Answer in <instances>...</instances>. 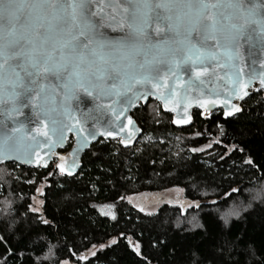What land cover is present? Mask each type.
Returning <instances> with one entry per match:
<instances>
[{
	"label": "snow or ice",
	"instance_id": "6c2138e0",
	"mask_svg": "<svg viewBox=\"0 0 264 264\" xmlns=\"http://www.w3.org/2000/svg\"><path fill=\"white\" fill-rule=\"evenodd\" d=\"M105 8L111 12L106 13ZM107 16L111 18L105 22ZM125 24L128 32L118 39H110L102 31L105 27L123 29ZM245 44L250 50L259 47L260 67L264 69V0H108L107 3L103 0H0V163L6 160L37 166L43 163L47 168L40 150L47 146L50 151L53 144L65 138V131L79 137L81 144L89 140L102 144L99 138L116 136L118 128L119 144L124 147L112 151H118L130 165V157L138 151L133 144L135 134L141 131L137 122L147 123V120H134L135 113L129 116L128 110L144 97L148 91L145 86L149 84L151 94L159 91V98L165 101L167 109L168 98L160 91V81L167 87L170 77H175L177 85L185 89L184 118L173 119L172 124L189 123L192 117L188 108L193 101L204 109L201 115L211 114V108L217 103L227 109L223 113L225 117L243 115L240 107L205 95L203 89L211 63L213 69L236 73L235 81L231 75L227 77L233 85L239 84V88L227 89L229 97L233 93L237 99L248 95L244 69L234 63L243 61L241 49ZM182 70H190L187 80L179 75ZM109 80L111 83H107ZM259 83L264 88V71L259 75ZM80 91L93 101V108L87 112L73 108L72 102L78 99ZM176 91L173 87L172 94ZM192 92L197 95L190 96ZM102 97L108 99L107 104L99 103ZM25 110H30L26 123L17 119L25 116ZM94 113H111L109 123L113 130L101 126ZM88 118L96 120L91 129L85 126ZM8 120L12 121L10 128ZM129 126L131 129L124 136ZM228 152L235 155L243 153V149L234 146ZM241 163L255 167L250 157ZM76 167L75 161L67 168L64 163L57 165L61 175L73 180ZM109 183L115 186L119 182L113 179ZM239 190V187H230L225 194ZM116 199H122L119 193ZM226 203L210 200L188 205L199 220L192 234L202 232L203 236L194 246L195 252L182 259L191 264H264V248L253 247L243 233L233 231V214L221 207ZM261 203L264 204V199ZM213 205L216 211H206ZM121 206L113 201L105 205L109 210L101 214L114 222L116 237L130 240L127 227L130 221H124ZM38 212L37 208L30 207L26 213L16 214L17 223L12 230L25 243L18 241L13 247L9 237L0 236V255L19 264H37L33 254L45 250L51 236L48 229L53 224ZM44 216H47L46 206ZM187 221L185 217L177 230L187 231ZM117 243V238H110V243H101L98 250ZM142 243L133 246L137 256L142 255ZM149 243L156 245L163 241L156 238ZM90 255L99 259L95 251ZM82 260L92 264L87 256H77L78 262ZM3 264H8L7 259ZM39 264H48V257L39 260ZM52 264L61 262L57 259Z\"/></svg>",
	"mask_w": 264,
	"mask_h": 264
},
{
	"label": "trees",
	"instance_id": "16d2710c",
	"mask_svg": "<svg viewBox=\"0 0 264 264\" xmlns=\"http://www.w3.org/2000/svg\"><path fill=\"white\" fill-rule=\"evenodd\" d=\"M134 111V118L143 129V142L135 145L136 156L129 161L120 157L118 141L102 140L94 144L83 158V167L75 176L68 178L58 173L54 164L48 169H34L14 163L0 167V236L9 237L13 247L20 241L14 232L17 213H26L33 205V198L42 188L41 213L53 221L51 236L41 254L33 259L48 257V264L59 259L71 264H88L77 261V256L100 248L110 238H117V245L96 250L90 256L92 264H191L182 259L195 252L203 233L192 234L199 220L188 207L195 203L227 201L221 207L233 214V231L243 233L255 248H264V99L262 92H254L243 103V115L224 119L221 111L203 120L199 111L194 113V123L188 128H177L171 123L172 115L163 112L161 105L150 101ZM160 120L162 123H158ZM234 146L243 149L235 155L228 152ZM198 149V151H193ZM231 156V159H229ZM139 157V159H137ZM252 158L254 168L241 163ZM148 160V163H142ZM123 161V162H122ZM48 173H53L49 175ZM119 183L113 185L110 180ZM71 181V182H70ZM34 185V187H33ZM239 187L231 195L227 190ZM183 191V200L164 202L153 213L135 207L130 198L145 196L151 200L170 189ZM117 193L122 199H116ZM149 198V199H147ZM115 201L121 206L124 221H130L128 238L116 237L114 222L102 215L109 209L106 204ZM47 207V216L44 209ZM255 209V210H253ZM198 211V210H197ZM206 211H216L211 206ZM238 214V215H237ZM31 215V213H29ZM188 218L187 231L177 227ZM205 220L208 217L204 218ZM123 221L121 227H123ZM135 235H132V233ZM47 236V232L45 233ZM159 238L162 244L151 245V239ZM142 243V255L133 251L136 243ZM22 253V250H18ZM2 253V249H0ZM19 261L0 255V264Z\"/></svg>",
	"mask_w": 264,
	"mask_h": 264
},
{
	"label": "water",
	"instance_id": "95a60500",
	"mask_svg": "<svg viewBox=\"0 0 264 264\" xmlns=\"http://www.w3.org/2000/svg\"><path fill=\"white\" fill-rule=\"evenodd\" d=\"M104 3H107L108 0H103ZM106 13H110V8H105ZM110 16H107V19H110ZM104 34L110 38V39H118L121 36L125 35L128 32L127 25L123 27V29L116 28L114 30V27H105L102 29ZM250 51L252 54H250ZM241 54L243 56V61L235 60L234 63L238 64L240 67H243L244 69V80L247 82V88L245 91L248 93L247 96H243L242 99L236 98V93H233L231 97L227 94V89H231L232 87L239 88V84L233 85L230 83L227 79L229 75L232 76L233 81L236 80V73L235 72H229L227 69H213L212 64L210 63L208 65L209 67V74L205 77V87L204 92L205 95H211L213 98L217 100H228L230 104L236 105L240 107L243 111V103L246 101L254 92L263 94L264 99V88L261 87L259 83V75L264 69L260 67V60L262 59V54L259 49V47L249 49L248 45H244L241 49ZM257 61L255 64L252 63V61ZM215 71L216 75H212V72ZM179 75L182 79L187 80L188 76L191 75L190 70H182ZM217 76H223L225 79L221 80L218 79ZM107 83H111L109 80ZM161 89L160 91H163L164 95L168 98L167 103V109L165 108V101L161 100L159 98V91L156 95H152V85H146L145 88L148 90L147 93L144 95L142 99L139 100L138 104L133 106L128 110V115L131 116L134 111L137 110V108H140L142 106H147L150 101L157 102L161 105V108L164 113L172 115V120L176 119H183L184 118V99H185V89L183 85H177L175 77H170L168 81V86L164 87V81H160ZM175 87L177 89L176 94H172V88ZM141 91H144V89H141ZM190 96H195L197 93L192 92L189 93ZM240 95H243L240 93ZM59 99V98H57ZM101 104H107L108 99L107 98H101L99 101ZM73 108H78L80 111L87 112L89 109L93 108V101L90 97H88L83 91H80L78 93V99L74 100L72 102ZM227 110L224 107V104L217 103L215 106L211 108V114H205L201 115L203 120H208L212 117V115L215 112L221 111L224 113V111ZM196 111H199L200 113L204 112V109L200 108L194 101L191 103V106L188 108V113L192 117L188 124H173V126L177 128H188L191 127L194 123V113ZM30 115V110H25V116L18 117L17 119L23 122H27V118ZM239 114H234L230 117H224V119H230ZM94 116L99 117L100 125L103 126L105 129L113 130L111 127V124L109 123V117L111 116V113L106 114H100V113H94ZM80 119H85L84 117H79ZM134 120H136L133 117ZM121 120L124 123H127V120L124 117H121ZM8 127H12V121L8 120L6 121ZM93 123H96V120L94 118H88L86 120L85 126L89 129H91ZM35 125H30L29 130L31 127H34ZM137 127L141 129V131L137 132L135 134L136 138L133 140V144L136 145L140 139L142 138L144 132L143 129L140 127V125L137 122ZM131 126H129V129H126L123 133L124 136L128 135V132L130 131ZM115 131L117 132V135L114 137H107V138H99L100 140H106V141H118L121 138V134H119V129L116 128ZM65 138L61 140L59 143H55L51 146L50 151L48 150L47 146L45 148L40 150V156L43 158L44 161L47 162V168L43 166V163L39 166L35 164H29L26 162H10V161H4L3 163H0V167L4 164H10L14 163L19 166L28 167V168H34V169H42L46 170L48 167L52 164H54L55 169L58 171L59 174H61L57 168V165L60 163H64L66 168L69 167L73 161H75L77 167L74 171V175L77 176L80 170L83 167V158L84 155L88 150L91 149V147L96 144V141L89 140L85 144L80 143V138L77 137L74 133L65 131L64 133ZM123 146V145H122ZM124 147V146H123ZM63 157V160L60 158ZM68 177L67 175H63ZM71 178V177H68Z\"/></svg>",
	"mask_w": 264,
	"mask_h": 264
},
{
	"label": "rangeland",
	"instance_id": "374dc122",
	"mask_svg": "<svg viewBox=\"0 0 264 264\" xmlns=\"http://www.w3.org/2000/svg\"><path fill=\"white\" fill-rule=\"evenodd\" d=\"M145 140H148L147 138H143L141 139L140 142H143ZM42 194V188H40L38 190V194L33 198V205L32 207L37 208L39 210L38 213H41V209H42V200L40 198ZM145 196H134L132 198H130V201L132 204L135 205V207L139 208V209H143L145 212L148 213H153L155 212L158 207L164 203V202H178L183 200V191L180 189H170L168 191H165L164 193L158 194L156 195L153 199L151 200H145ZM149 199V198H147ZM110 242H108L105 245H108ZM98 248H93L91 249L89 252L83 254L82 256H87L90 257V253L91 252H96ZM63 264V262H62ZM67 264H71L70 262L67 261Z\"/></svg>",
	"mask_w": 264,
	"mask_h": 264
}]
</instances>
